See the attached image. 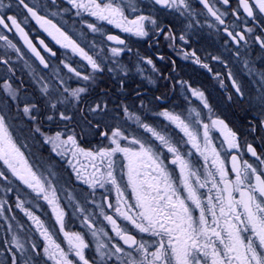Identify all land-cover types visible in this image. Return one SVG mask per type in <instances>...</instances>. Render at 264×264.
I'll return each mask as SVG.
<instances>
[{
    "label": "snow or ice",
    "instance_id": "obj_1",
    "mask_svg": "<svg viewBox=\"0 0 264 264\" xmlns=\"http://www.w3.org/2000/svg\"><path fill=\"white\" fill-rule=\"evenodd\" d=\"M75 10L77 17L87 14L96 18L97 21H106L114 25L125 33L134 34L136 37L158 38L161 35L164 39L174 42L179 39L187 42L185 33L179 37L166 25L159 24L155 15H144L137 7L136 0H65ZM203 6L204 11L210 17L215 18V27L220 31L219 26L223 25L222 31L236 45H249V37L252 34L253 42L258 43L264 50V0H236V7L232 8L231 14L238 20L240 10L245 16L241 22V31H235V26L226 24L225 17L228 11H221L217 7L229 5L230 0H197ZM52 7L58 8L56 0H49ZM154 6L164 9H171L188 19L185 31L192 29L199 24L195 17L198 13L192 8L190 0H152ZM14 5L4 4L0 0V27L8 32H14L26 46L27 50L39 61L45 69L49 67L48 60L44 53L56 56L43 39H38L33 43L25 30L29 20L34 21L57 45L67 50L65 56L69 54L80 57L90 66L91 72L87 75L72 67L71 64L61 61L63 66L75 77L83 81H93L97 73H102L105 66L116 61L125 50L127 45L118 35L104 34L101 27L96 23L85 22L86 28L91 33H100L104 37V42H114V47H109L107 51L110 55H105V48L99 46L95 41L91 43L82 39L84 33H79L77 39H73L68 32L64 31L53 19L68 12L70 9L60 11H49L48 6L38 3L37 0H15V7L22 8L24 15L22 19H17V15H9ZM126 10L130 14H136L133 19H129ZM44 12L45 14H41ZM251 20L253 26L249 27ZM7 21V22H6ZM11 25V26H10ZM151 27V33L149 28ZM167 28V31L165 29ZM232 28V30H230ZM259 28L261 35H256ZM0 48L11 49L17 54V59L24 57L21 48L9 39L4 32L0 31ZM84 43L86 47H82ZM227 43V42H226ZM170 47L173 46L171 43ZM92 52V54H89ZM5 51L0 56V62L9 67L10 60ZM184 59H193L196 64L208 69L207 63H202L196 50H180ZM239 58V50L235 52ZM212 60L226 65V61L219 56H211ZM158 59L164 60L163 56ZM140 63H146L152 67L153 71H158L151 58H143ZM175 64V62H172ZM244 68L250 77H254L252 88L246 95L242 90V85L234 77L231 70L227 76L236 93L237 98L246 101L249 108H255L264 117V70H256L248 60L243 61ZM27 66V65H26ZM30 67V66H29ZM119 69L125 76L128 70L125 66L115 63L114 67L108 70ZM142 71L143 69H138ZM174 70V69H173ZM34 80L41 94L48 100V107L57 109V105H64L69 101V97L77 101L81 94L87 91L85 87L69 89L64 87L65 80L58 75L54 79H46L32 69ZM217 78L221 79L217 73ZM181 88H186L192 97L202 102L203 108L207 109L208 123L201 112L189 108L182 113L165 109L162 115L177 132L179 138L173 136L163 128L155 127L145 121L140 115L131 112L127 105H121L123 113L129 120L134 121L138 128L148 135L144 140L136 136L125 135L119 126L110 129L111 136L109 146L97 147L95 150L84 149L79 146L77 133L74 128L69 133L56 132L53 135H46L38 126L37 115L39 109L35 104L25 103L20 109L16 104L17 113L12 114L10 106L0 103V191L7 193L14 191L13 179L26 186L25 195H31L35 199H42L49 206L54 214L53 230H58L63 235L64 246L57 242L54 231L46 226L45 222L26 207L30 200L21 198L19 188L16 192V207L35 225V230L42 238V245L38 248L35 241H27L34 256L39 257L41 252L47 261L52 264H264V156L258 154L256 148L247 140L241 145V138L219 116L213 118V110L208 104L203 91L193 88L187 81H177ZM123 85V81H121ZM0 88L12 101H17L20 89L4 81ZM68 93V96L64 94ZM160 98L157 97V100ZM229 101L232 97H228ZM141 107H146L141 101ZM22 113L37 126L29 131L33 134L39 133L46 143L51 145V150L59 156H71L68 164L72 167L78 179L89 186L90 191L85 194L74 193V191L60 184L61 177L54 169V165L48 164L41 157H35L32 162L21 151V145L16 142L12 134L14 128L12 121L19 118ZM89 112L101 116L107 114V104L96 103L94 107L88 109ZM61 121L71 122L73 117L65 112H58ZM52 120L53 116H47ZM260 124L264 127V119ZM100 128L99 124L94 125ZM255 131L253 127L250 129ZM218 131L222 135L220 148L217 149L212 141L211 132ZM105 138H109V133H101ZM128 141V146H122L121 141ZM190 146V150L182 152L181 147ZM194 150L196 154L203 158V170L197 168L191 157ZM221 151L230 156L231 172L234 178L229 177V171L225 166V161L221 157ZM165 152L171 156L170 164L178 166V172L169 170V165L165 163ZM247 152L255 158L258 167L253 166L247 160H241V153ZM117 154H122V158L127 161L126 165L117 169V161L114 159ZM81 157L88 160L87 167L81 162ZM211 164L209 168L208 165ZM88 168L92 171L88 172ZM7 173V174H6ZM119 173V177L118 174ZM10 174V175H9ZM11 177V178H10ZM97 189H104L101 194V203L97 205L95 194ZM205 189V192H201ZM63 191L64 196H59ZM112 192L115 193V203L111 200ZM80 196L83 200L77 199ZM92 199L89 200L88 197ZM61 199L67 202L61 205ZM91 203L99 208V213L86 210ZM39 205L37 204V207ZM11 209L5 198H0V217L5 220L9 218L5 215V208ZM65 207L72 208L81 216V223L87 229L88 235L94 240L96 253L95 260H89L85 255V250L90 244L85 239V235L79 232L65 231L64 218L67 215ZM112 210L109 214L106 210ZM102 217L111 226L109 231L105 228H97L93 221ZM14 219V217H13ZM122 224L124 226H122ZM8 231L13 232L10 241L15 245L20 255H24L28 249L25 243L13 231L12 223L8 224ZM24 225H17L22 229ZM131 229V230H130ZM133 230L136 234H133ZM142 234H148L149 239L145 240ZM141 235L138 239L137 236ZM7 251L11 253V264H17V252L12 247ZM22 264H33L31 258L25 259Z\"/></svg>",
    "mask_w": 264,
    "mask_h": 264
},
{
    "label": "flooded vegetation",
    "instance_id": "obj_2",
    "mask_svg": "<svg viewBox=\"0 0 264 264\" xmlns=\"http://www.w3.org/2000/svg\"><path fill=\"white\" fill-rule=\"evenodd\" d=\"M4 4L7 5L12 3L13 9L8 12L9 15H17V19H22L24 10L22 8L15 7V0H3ZM28 2V0H26ZM38 3L45 4L48 6L49 11H60L62 9H70L68 12H64L62 15L56 17H49L54 20L64 31L68 32L73 39H77L79 33H84L82 39L91 43L95 41L99 46L105 48V55H110L107 51L109 47L117 46L114 42H104V37L100 33H91L85 26L87 23H96L98 27L102 28L104 34L118 35L123 39L127 45L125 50L116 61L105 66V70L102 73H97L93 81H83L80 78L75 77L74 74L70 73L61 63L71 64L72 67L81 71L87 75L91 72L90 66L78 56L69 54L65 56L67 50L57 45L55 41L47 35L39 26L32 20H29L25 30L28 32L29 37L33 43H37L38 39H43L45 43L52 48L56 53V56H50L43 52L45 59L48 60L49 67L45 69L43 65L29 52L26 46L23 45L20 38L14 32H8L6 29L0 27V31L4 32L5 35L12 39L21 51L24 52L22 59H17V54L11 49L0 48V56H3L7 51V56L4 58L10 60V66L12 71H9V67L0 62V84L4 81L10 82L13 87L20 89V94L17 101H12L7 97L6 93L0 88V103H6L10 106L12 114L16 115L17 108L16 104L19 103L20 109L23 108L25 103L35 104L39 112L34 113L37 115L38 126L46 135H53L56 132L69 133V130L74 128L77 133V141L80 147L89 150H95L97 147L109 146L111 132L110 129L119 126L125 135L136 136L139 139H146L149 134L145 133L143 129L137 127L134 121L129 120L123 113L121 105H127L131 112H135L140 115L145 121L155 127L163 128L165 131L170 133L174 139H178L179 136L175 129L169 125V122L162 116L158 115L165 109L173 112L182 113L189 108H194L201 112L202 117H205V123H208L207 112L208 110L203 108L202 102L197 98L192 97L189 90L181 88L177 81H187L193 88L199 89L204 92L207 98L208 104L213 110V118L219 116L224 119L225 122L234 131L238 133L241 138V145L245 140L252 143L256 148L258 154L264 156V127L261 126L260 121L264 119L255 108H249L246 101H242L237 98L236 93L231 85V82L227 76V72L231 70L233 77L242 85V90L245 91L246 95L252 88V81L254 77L248 75L247 70L244 68L243 61L248 60L251 62V66L256 70H264V50L261 49L258 43L253 42L251 39L252 34H246L249 37V45L245 47L243 44L236 45L231 39L222 31L223 25H220V31H217L215 27H209L211 24H216L215 18L210 17L206 14L203 6L197 2V0H190L192 8L198 13L195 17L199 20V24L195 25L192 29H186L188 19L179 13L171 9H164L160 6H154L152 0H136L137 7L142 10L144 15H155L159 24L166 25L172 29V31L179 37L181 33H185L187 42H182L179 39L174 42H170L161 35L158 38H154L151 35L149 37H136L134 34L125 33L121 29L116 28L114 25L108 24L106 21H97L96 18L84 14L82 17H77L75 10L71 9V6L65 2V0H56L58 8L52 7L49 0H37ZM211 2V0H210ZM217 7L221 8V11H228L229 15L225 17L226 24L235 26V31H241L243 24L242 18L245 16L243 10H240L241 19L238 20L231 14L232 8L236 7V0H230L229 5H220L217 3ZM3 11V9H0ZM41 14H45L41 12ZM126 15L129 19H133L136 14H130L126 10ZM7 22V21H6ZM264 23V21H262ZM11 26V25H10ZM248 26L252 27L251 20L248 22ZM151 33V27L147 26ZM232 30V28H230ZM167 31V28L165 29ZM256 35H261L260 29L257 28ZM264 38V37H262ZM80 43L81 40L77 39ZM227 42V43H226ZM2 43V42H0ZM170 43L173 46H169ZM82 47H86L84 43H81ZM37 47L41 46L37 43ZM191 51L196 50L197 56L200 57L202 63L209 65L208 69L202 67V64H196L193 59H184L180 50ZM86 50L88 48L86 47ZM239 50L241 56L237 58L235 52ZM89 54H92L90 52ZM159 56H163L164 60L158 59ZM211 56H219L221 60L226 61V65L218 61L212 60ZM151 58L155 64V68L158 71H153L150 65L146 63L141 64L140 60L143 58ZM175 62L173 64L172 62ZM115 63L123 65L128 70L125 76L119 69L116 71H109V67H114ZM27 65V66H26ZM30 66V67H29ZM32 69L35 73L44 76L46 79H54L55 76H59L65 80L64 87L71 89L85 87L87 91L81 94L80 100L77 101L69 97V101L65 102L64 105H57L56 110H52L48 107V100L41 94L38 86L35 83ZM138 69H143L142 71ZM174 69V70H173ZM217 73L221 79L217 78ZM123 81V85H121ZM68 96V93L64 94ZM231 96L232 100L229 101L228 97ZM157 97L160 99L157 100ZM141 101H143L146 107H141ZM104 102L107 104V114L99 115L88 111L90 107H94L96 103ZM65 112L66 115L72 116L71 122H64L58 116V112ZM53 116L52 120H48L47 116ZM14 128L12 134L16 142L21 145V151L24 152L25 156L30 162L35 157H41L48 164L55 165V171L61 177L60 184H66V187L71 188L74 193L87 194L90 189L89 186L84 184L82 180L78 179L73 171L72 167L68 164V160L71 156H59L51 150V145L46 143L44 138L39 133H31L29 130L36 127L37 123L31 122L22 111L19 114V118L12 121ZM99 124L100 128L94 127ZM255 128V131L250 129ZM107 131L109 138H105L101 133ZM212 141L216 145L217 149L220 148V141L222 135L218 131H212ZM122 146H128V141H121ZM190 150V146L184 145L181 147L182 152ZM191 157L193 164L197 168L203 170V158L195 153ZM221 157L225 161V166L229 171V177L234 178V173L231 172V161L230 156L226 155L221 151ZM81 162L87 167L88 160L81 157ZM117 161L116 168L119 169L126 165L127 161L122 158V154H117L114 158ZM171 156L165 152V163L169 165V170L173 173L178 172V166H173L169 162ZM241 160H247L252 163L253 166L258 167L255 158L251 157L247 152L241 153ZM2 162H0V168H2ZM208 167H211L209 163ZM92 169L88 168V172ZM7 174V173H6ZM118 177H119V173ZM10 175V174H9ZM11 178V177H10ZM2 183H6L0 181ZM14 191L7 193L5 197L4 192L0 191V198H5L7 204L11 205L9 210L5 208V215L9 218L13 225V231L25 243V247L28 251L23 255L33 256L30 249V245L27 241H35L38 248L41 247L43 241L35 230V225L32 221L24 214V212L17 208L16 205V192L19 188L21 198L30 200L31 203H26L31 211L45 222L46 226H49L50 230L54 224V214L49 206L42 199H35L31 195H25L26 192L30 191L26 189V186L20 184L19 181L13 179ZM104 189H97L95 199L97 205L101 203V194ZM202 189L201 192H205ZM59 196L63 197L64 193L59 192ZM111 200L115 203V193L112 192ZM77 199H81L78 195ZM92 199L91 196L88 197ZM83 204V200L81 199ZM37 204L39 205L37 207ZM66 201L61 199V205L65 206ZM89 212L99 213L97 206L89 203L86 207ZM105 210L111 214L110 209L105 207ZM67 215L64 218L65 231L79 232L85 235V239L89 242V249L85 250V255L89 260H95L96 253L94 248V240L88 235L87 229L81 223L82 216L75 212L70 207H65ZM14 217V219H13ZM20 221L25 223V231L17 228L15 225H20ZM96 223L97 228H105L109 231L110 235H114L111 232V226L104 221L102 217L97 215V218L93 221ZM2 224H4L2 226ZM1 226L3 231H1ZM5 226H7V220L0 217V264L2 257L11 258V253L7 250L2 251V243L5 241V237L10 241L13 232L9 233L7 230L5 233ZM122 226H124L122 224ZM131 230V229H130ZM54 235L58 243L64 246L65 241L62 233L58 230H53ZM133 234H136L133 230ZM145 240L149 239L148 234H142ZM138 239L141 235L137 236ZM8 247H12L13 251L17 252V256H21L19 250L15 248V245L9 244ZM38 263L52 264L47 261L46 257L41 255L39 257L34 256ZM8 264V263H7ZM11 264V262L9 263ZM109 264H115L114 261Z\"/></svg>",
    "mask_w": 264,
    "mask_h": 264
},
{
    "label": "rangeland",
    "instance_id": "obj_3",
    "mask_svg": "<svg viewBox=\"0 0 264 264\" xmlns=\"http://www.w3.org/2000/svg\"><path fill=\"white\" fill-rule=\"evenodd\" d=\"M46 162H47V160H46ZM51 165V164H50ZM54 169H55V165H54ZM62 185H66V184H62ZM60 192H63V191H60ZM64 193V192H63ZM19 222H20V225H24V227L22 228V229H20L21 230V232L22 231H25V223H23L22 221H20L19 220ZM9 223H11L10 222V220L8 219L7 220V226H8V224ZM4 224H2V226H3ZM2 226H1V231H3V228H2ZM7 226H5V233L3 232V234H6L7 233V230H8V227ZM15 226H17V225H15ZM9 233H11V232H9ZM5 241H3V242H1L2 243V251H6L7 249H8V245H9V243L7 242V241H9L8 239H7V241H6V239H4ZM29 258H31L32 259V261H33V264H37V261H39V259H36L35 257H34V255L33 256H30V255H28L27 257H25V256H23V255H21V256H17V264H22V262L25 260V259H29ZM2 262L3 263H5V264H9L10 262H11V260L10 259H8V258H4V257H2ZM38 264H42V263H38Z\"/></svg>",
    "mask_w": 264,
    "mask_h": 264
},
{
    "label": "bare ground",
    "instance_id": "obj_4",
    "mask_svg": "<svg viewBox=\"0 0 264 264\" xmlns=\"http://www.w3.org/2000/svg\"><path fill=\"white\" fill-rule=\"evenodd\" d=\"M0 183H2V182H0Z\"/></svg>",
    "mask_w": 264,
    "mask_h": 264
}]
</instances>
